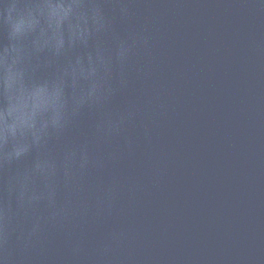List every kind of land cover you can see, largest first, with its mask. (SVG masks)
<instances>
[{
	"label": "water",
	"instance_id": "95a60500",
	"mask_svg": "<svg viewBox=\"0 0 264 264\" xmlns=\"http://www.w3.org/2000/svg\"><path fill=\"white\" fill-rule=\"evenodd\" d=\"M133 5L124 29L147 46L116 125L96 135L85 116L89 164L18 218L13 264H264V3Z\"/></svg>",
	"mask_w": 264,
	"mask_h": 264
},
{
	"label": "clouds",
	"instance_id": "9594fccd",
	"mask_svg": "<svg viewBox=\"0 0 264 264\" xmlns=\"http://www.w3.org/2000/svg\"><path fill=\"white\" fill-rule=\"evenodd\" d=\"M264 3V0H260ZM133 0H0V264L23 214L55 206L56 182L89 164L80 134L116 125L114 97L147 39L125 31ZM34 221L16 239L30 240Z\"/></svg>",
	"mask_w": 264,
	"mask_h": 264
}]
</instances>
